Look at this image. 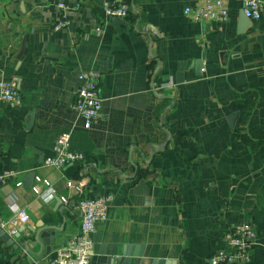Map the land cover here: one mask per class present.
<instances>
[{
    "label": "crops",
    "instance_id": "0c3cea01",
    "mask_svg": "<svg viewBox=\"0 0 264 264\" xmlns=\"http://www.w3.org/2000/svg\"><path fill=\"white\" fill-rule=\"evenodd\" d=\"M104 1L0 0V80L17 75L22 96L0 99V172L17 171L0 185V217L15 216L17 230L16 247L0 237V264H50L79 230L77 203L107 193L90 264H208L246 221L264 239V6L251 20L243 0H225L227 20L196 21L185 9L206 0H128L129 17L118 19ZM60 2L82 7L55 31ZM89 70L101 73L103 101L85 128L71 105ZM65 132L86 158L57 169L45 160ZM31 172L56 193L17 187ZM44 227L54 240L36 239ZM126 251L138 255L120 260ZM245 264H264V244Z\"/></svg>",
    "mask_w": 264,
    "mask_h": 264
},
{
    "label": "built area",
    "instance_id": "2783aa9c",
    "mask_svg": "<svg viewBox=\"0 0 264 264\" xmlns=\"http://www.w3.org/2000/svg\"><path fill=\"white\" fill-rule=\"evenodd\" d=\"M263 0H243V14L251 20H259L262 16ZM58 7L61 14L54 25L55 31H60L70 24L69 12L78 10L82 4L60 2ZM103 10L109 18H128L130 6L128 0H105ZM186 14H190L196 21H225L228 18V9L225 0H206L202 5L188 6ZM100 31V28H96ZM101 73L96 70L82 71L79 74L80 84L76 89V99L71 107L82 117L84 127L90 128L97 120L102 109V96L99 82ZM20 78L13 75L9 79L0 80V99L13 105L22 103V96L19 89ZM163 86L170 87L172 82H165ZM86 156L74 150L70 143V133L58 135L54 146L53 155L47 157L45 164L62 169L65 166L82 162ZM17 177L14 169H5L0 172V185ZM16 186L23 185L22 180L16 181ZM67 186L81 191V182L67 181ZM32 192L42 199H48L56 193L52 182L40 175L35 177L31 187ZM62 201L68 204L67 197H61ZM113 195L107 193L95 198H82L77 203V208L81 214L79 230L55 251L50 264H90L94 256V235L97 232V223L108 219L110 203ZM17 195L8 197L7 206L12 211L17 208ZM18 213V212H16ZM16 217L10 220L0 217V230H5L9 235L17 232L12 225L16 222ZM258 233L252 222L246 221L234 224L224 235V247L212 255L208 264H245L252 260V249L257 243Z\"/></svg>",
    "mask_w": 264,
    "mask_h": 264
},
{
    "label": "water",
    "instance_id": "95a60500",
    "mask_svg": "<svg viewBox=\"0 0 264 264\" xmlns=\"http://www.w3.org/2000/svg\"><path fill=\"white\" fill-rule=\"evenodd\" d=\"M245 16V15H244ZM201 65L198 61H196V67L197 69L200 70V68L203 67V63L202 61ZM181 72L177 74V81L182 80V68L180 69ZM229 120L231 121V119L229 118ZM36 173L35 172H31L29 173V175L27 176V178L24 180V185H28V186H32L34 183V179H35ZM46 236V237H45ZM0 237L2 238L3 241L7 242L10 245H14L15 247L17 245H15L14 243V239L5 231V230H0ZM36 239H43V241L47 242L48 240L50 241V239L54 240L55 239V233L52 231V228L50 227H44L42 230H40L37 233ZM23 241V240H22ZM257 243H262L264 244V239H258L256 241ZM127 251L122 255V257H120V260L122 261H126V262H130L131 258L130 256H137L138 254H129V257H126ZM140 255V254H139ZM153 264H171V262L169 260L166 259H155L153 261Z\"/></svg>",
    "mask_w": 264,
    "mask_h": 264
}]
</instances>
